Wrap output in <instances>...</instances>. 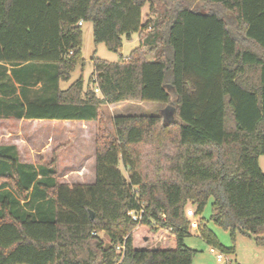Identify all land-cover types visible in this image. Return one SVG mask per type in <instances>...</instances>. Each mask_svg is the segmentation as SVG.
<instances>
[{"label": "trees", "instance_id": "1", "mask_svg": "<svg viewBox=\"0 0 264 264\" xmlns=\"http://www.w3.org/2000/svg\"><path fill=\"white\" fill-rule=\"evenodd\" d=\"M80 21L110 52L132 34L139 46L124 63L93 58L94 89L78 79L60 90L83 65ZM172 96L173 121L117 115L103 126L105 105ZM0 119L99 126L90 184L58 182L55 156L34 166L0 146V264H193L186 210L196 219L209 200L232 238L264 244V0H0ZM197 223L208 246L233 253ZM143 231L168 238L147 249Z\"/></svg>", "mask_w": 264, "mask_h": 264}, {"label": "rangeland", "instance_id": "2", "mask_svg": "<svg viewBox=\"0 0 264 264\" xmlns=\"http://www.w3.org/2000/svg\"><path fill=\"white\" fill-rule=\"evenodd\" d=\"M204 8L208 9L207 7ZM148 10V6L141 10L142 23L147 19ZM218 14L221 15L220 12ZM81 30L83 65L75 68L67 82L59 83L60 90L67 89L78 79H82L83 90L94 89L97 74L93 66V58L110 64L124 63L130 52L139 46L138 34H132L129 40L122 37L121 50L113 53L108 51L104 44L93 42L91 23H83ZM151 58V55L146 57L148 60ZM36 91L39 95L40 86L31 88L29 96H33ZM174 104V97L172 96L168 104L125 102L120 105H105L101 108V119L104 123L103 126L108 131L112 130V117L117 115L157 116L164 122H170L174 120L172 111ZM98 127L95 122L79 125L78 122H69L68 124L59 121L0 119V146L17 145L19 161L34 166L49 164L52 156H55L58 182L69 186L90 184L94 178L93 141ZM80 130L83 132L81 135L79 134ZM61 131L67 132L65 137L60 135ZM18 138L19 142L17 141ZM259 158L258 165L264 173V156ZM123 175L126 179L128 178L125 172ZM188 209H192L196 213L195 207L189 206ZM211 214L212 200H209L200 215L196 216L195 221L206 227L214 235L219 245L233 251L232 254L225 255L229 261L228 264H264V244H257L255 237L242 235L238 232L232 238L228 230H224L211 220ZM141 235L145 236V240L143 243L140 241L139 244L147 249L158 247L168 238V234L164 231L159 232L156 236L143 231ZM98 237L105 246L109 245L108 238L103 232L98 233ZM138 238L139 235L135 238L136 245ZM260 238H264V234ZM184 245L195 252L192 257L193 264H216L215 256L210 253V249L221 252L213 246H208L194 231H190V236L184 238Z\"/></svg>", "mask_w": 264, "mask_h": 264}, {"label": "built area", "instance_id": "3", "mask_svg": "<svg viewBox=\"0 0 264 264\" xmlns=\"http://www.w3.org/2000/svg\"><path fill=\"white\" fill-rule=\"evenodd\" d=\"M81 25H82V22L80 21L78 23V26H81ZM95 93L98 94V90H95ZM141 213H142V211L139 212V213H136L134 211H129L127 213V216L129 218H131L133 221H139ZM186 217L189 220H191V222H190V230L189 231L197 232V221H195V218H194L195 215H194V212H193L192 209L186 210ZM115 252H116V255L120 257L119 261H121L123 255H124V245L121 244V245L117 246L115 248ZM210 253L214 254L215 259H216V264H228L229 263V261L227 260L225 255L222 254L221 252L215 251L214 249H210Z\"/></svg>", "mask_w": 264, "mask_h": 264}, {"label": "crops", "instance_id": "4", "mask_svg": "<svg viewBox=\"0 0 264 264\" xmlns=\"http://www.w3.org/2000/svg\"><path fill=\"white\" fill-rule=\"evenodd\" d=\"M18 121H27V120H18ZM58 122V121H57ZM59 122H66V123H68L69 124V122H78L79 123V125H86V124H89V123H93V122H79V121H59ZM66 134H67V132H65V131H61V136H66ZM79 134L81 135V134H83V132H82V130H80L79 131ZM95 140V139H94ZM17 141L19 142V138L17 139ZM3 146H14L16 149H17V152H18V147H17V145H13V144H11V145H3ZM64 151H66V150H64ZM64 151H62V153H64ZM61 158V157H60ZM88 159V158H87ZM260 159V158H259ZM93 160H94V141H93ZM259 161V160H258ZM93 167H94V163H93ZM93 181H94V178H93Z\"/></svg>", "mask_w": 264, "mask_h": 264}, {"label": "water", "instance_id": "5", "mask_svg": "<svg viewBox=\"0 0 264 264\" xmlns=\"http://www.w3.org/2000/svg\"><path fill=\"white\" fill-rule=\"evenodd\" d=\"M89 215H90V218L93 219L94 217L93 213H89Z\"/></svg>", "mask_w": 264, "mask_h": 264}]
</instances>
